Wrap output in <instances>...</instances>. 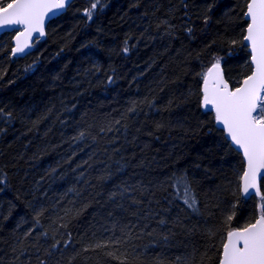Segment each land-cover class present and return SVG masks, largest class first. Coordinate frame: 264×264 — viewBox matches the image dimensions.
<instances>
[{"label": "trees", "instance_id": "obj_1", "mask_svg": "<svg viewBox=\"0 0 264 264\" xmlns=\"http://www.w3.org/2000/svg\"><path fill=\"white\" fill-rule=\"evenodd\" d=\"M95 2L73 0L24 56L0 34V264H218L264 206L201 104L212 59L231 88L251 73L245 0Z\"/></svg>", "mask_w": 264, "mask_h": 264}, {"label": "snow or ice", "instance_id": "obj_2", "mask_svg": "<svg viewBox=\"0 0 264 264\" xmlns=\"http://www.w3.org/2000/svg\"><path fill=\"white\" fill-rule=\"evenodd\" d=\"M67 3L68 0H10V2L0 0V27L23 26V31H18L14 37L16 46L12 48V53L24 52L29 47L28 41L34 32H39L43 36L45 16L53 10L64 9ZM98 3L99 0L92 3L91 9H96ZM245 3L244 16L249 22L244 41H247L251 48L254 70L244 79L241 87L231 90L219 71L220 60L216 58L207 73L203 74L202 106H212L216 121L223 125L232 143L243 151L247 161V169L242 177L243 192L248 193L250 188L256 187L257 173L264 169V0H245ZM85 15L91 19L92 11L85 9ZM207 20L208 18L205 17V23ZM187 31L191 33L192 29L188 28ZM123 51L127 53L128 48L125 47ZM108 79L109 82L112 81L111 76ZM129 111H135V108H130ZM0 114H3V109H0ZM8 115L10 117L11 113ZM0 183L4 181L0 180ZM185 196L187 206L195 210L197 201L187 189ZM41 215L42 212L36 213L37 224ZM232 219V215L227 216L228 221ZM160 223L164 224L165 221L161 220ZM31 231L29 229L25 235H29ZM167 239L168 237L165 236V242ZM58 243L59 241L51 245V248L56 249ZM119 243L118 239L106 240L90 244L89 247L112 248ZM221 249L218 264H264V206H262V214L255 219V222L228 231ZM107 255L119 260L120 264H126L122 259L123 254L117 255L116 250L109 251ZM40 264L46 262L41 260Z\"/></svg>", "mask_w": 264, "mask_h": 264}, {"label": "water", "instance_id": "obj_3", "mask_svg": "<svg viewBox=\"0 0 264 264\" xmlns=\"http://www.w3.org/2000/svg\"><path fill=\"white\" fill-rule=\"evenodd\" d=\"M72 1H73V0H68V3H67V5H66V7H67ZM66 7H65L64 9H62V10H53V12L47 14V15L45 16L44 24H43V27H44V35L41 36V35L39 34V32H34V33L32 34L31 39L28 41V43H29V47L26 48V49L24 50V52H22V53H16V54H13L12 51H11L12 55H13L14 57H20V56H24V55H26L28 52H30V51L32 50V48H33V43H34V41H35L36 39H38V40H42V39L45 37V28H46L47 23H48L51 19H53V18H55L56 16L60 15L61 13H63L64 10L66 9ZM245 11H246V10H245ZM244 17H245V16H244ZM245 19H246V17H245ZM246 20H247V19H246ZM248 22H249V21L247 20V23H248ZM246 28H247V26H246ZM246 28H245V34H244V36L247 34V33H246ZM13 30H15L16 32L14 33V35H13V37H12V48L16 46V41H15L14 37L17 35V32H18V31H23V26H21V25H17V26H13V27H0V34H1V33H4V32H8V31H13ZM22 40H23V38H22ZM244 42H245L246 46L248 47V52H249V55H250V57H249V61H250V64H251L252 70H251V73H250L249 75H251V74H252V71L254 70L255 65L252 64V62H251V48H250V46H248V42H247V41H244ZM210 67H211V65H210L208 68H210ZM208 68H207V70H208ZM207 70H206V73H207ZM219 71H220V73L222 74L224 80L227 81L226 78H225V76H224V73H223V69H222L221 64H220V69H219ZM206 73H205V74H206ZM249 75H247V76H249ZM247 76H246L244 79H246ZM244 79L240 82V84H239L238 86H236V87H234V88H232V89H231L230 85L228 84L229 88H230L231 90H234V89L237 88V87H241V86L243 85V81H244ZM227 83H228V82H227ZM209 87H210V88L212 87L211 80H210V82H209ZM203 88H204V77H203L202 88H201V90H202V98H203ZM201 104H202V99H201ZM202 108H203L204 110H210V111H212L213 114H214V116H215V111H214V109L212 108L211 105L202 106ZM215 124L217 125L218 128H220V129L223 131L225 137L229 140L230 144H231V145H232L237 151H239L240 154L242 155V158H243V161H244V170H243V172H242V174H241V177H240V191H241L242 195H243L244 197H249V196H251V195H255V196L259 197L260 194H261V193H260V181H261L262 178H264V169H261L260 172L257 173V177H256V187L250 188L249 191H248V193H244V192H243L244 181H243V178H242V177H243V173H244V171L247 169V161H246V159H245V157H244V155H243V151H242V150H239V149L237 148V146H235V145L232 143L230 137H228L226 131L223 129V125H222V124H219V123L216 121V119H215ZM259 216H260V215H258V217H259ZM258 217H257V218H258ZM257 218H256V219H257ZM253 222H255V220H254ZM234 229H235V228H234ZM225 238H226V237H225Z\"/></svg>", "mask_w": 264, "mask_h": 264}, {"label": "rangeland", "instance_id": "obj_4", "mask_svg": "<svg viewBox=\"0 0 264 264\" xmlns=\"http://www.w3.org/2000/svg\"><path fill=\"white\" fill-rule=\"evenodd\" d=\"M216 58H219V57H216ZM216 58H214V59L211 60V64H210V65H212V63L215 61ZM219 60H220V58H219ZM210 65H209V66H210ZM251 196H252V195H251Z\"/></svg>", "mask_w": 264, "mask_h": 264}]
</instances>
